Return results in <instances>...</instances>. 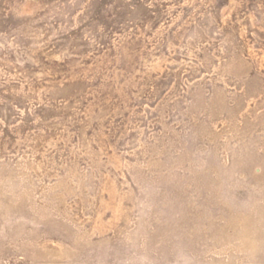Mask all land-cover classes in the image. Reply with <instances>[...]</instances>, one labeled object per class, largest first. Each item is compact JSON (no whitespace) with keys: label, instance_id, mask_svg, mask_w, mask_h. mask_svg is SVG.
Wrapping results in <instances>:
<instances>
[{"label":"rangeland","instance_id":"374dc122","mask_svg":"<svg viewBox=\"0 0 264 264\" xmlns=\"http://www.w3.org/2000/svg\"><path fill=\"white\" fill-rule=\"evenodd\" d=\"M0 264H264V0H0Z\"/></svg>","mask_w":264,"mask_h":264}]
</instances>
